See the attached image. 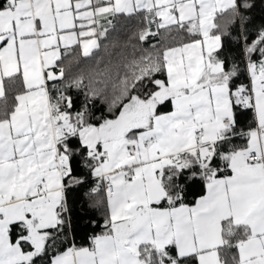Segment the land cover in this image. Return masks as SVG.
<instances>
[{
  "label": "snow or ice",
  "instance_id": "snow-or-ice-1",
  "mask_svg": "<svg viewBox=\"0 0 264 264\" xmlns=\"http://www.w3.org/2000/svg\"><path fill=\"white\" fill-rule=\"evenodd\" d=\"M0 264H264V0H0Z\"/></svg>",
  "mask_w": 264,
  "mask_h": 264
},
{
  "label": "trees",
  "instance_id": "trees-1",
  "mask_svg": "<svg viewBox=\"0 0 264 264\" xmlns=\"http://www.w3.org/2000/svg\"><path fill=\"white\" fill-rule=\"evenodd\" d=\"M257 16H259V12H257ZM232 46L235 48V45L234 44ZM81 203H82V201H81Z\"/></svg>",
  "mask_w": 264,
  "mask_h": 264
}]
</instances>
